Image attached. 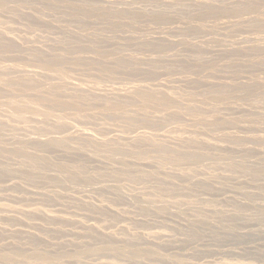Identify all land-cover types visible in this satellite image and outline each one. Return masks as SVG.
Masks as SVG:
<instances>
[{"label": "rangeland", "instance_id": "374dc122", "mask_svg": "<svg viewBox=\"0 0 264 264\" xmlns=\"http://www.w3.org/2000/svg\"><path fill=\"white\" fill-rule=\"evenodd\" d=\"M0 7V264H264V0Z\"/></svg>", "mask_w": 264, "mask_h": 264}, {"label": "bare ground", "instance_id": "6f19581e", "mask_svg": "<svg viewBox=\"0 0 264 264\" xmlns=\"http://www.w3.org/2000/svg\"><path fill=\"white\" fill-rule=\"evenodd\" d=\"M37 3H38V2H37ZM187 5H188V4H187ZM2 6H3V5H2ZM3 7H4V6H3ZM0 8H2V7H0ZM18 9H19V8H18ZM3 10H4V9H3ZM22 11H23V10H22ZM17 12H18V11H17ZM243 12H244V11H243ZM23 13H24V12H23ZM19 14H20V13H19ZM44 14H45V13H44ZM17 15H18V14H17ZM22 15H23V14H22ZM29 15H30V13H29ZM47 15H48V14H47ZM230 16H231V15H230ZM20 17H22V16H20ZM37 17H38V16H37ZM29 18H30V17H29ZM39 18H40V17H39ZM53 18H54V17H53ZM57 20H58V19H57ZM69 22H70V21H69ZM81 22H82V21H81ZM81 22H80V23H81ZM47 23H48V22H47ZM78 23H79V22H78ZM256 23H257V22H256ZM257 25H258V24H257ZM260 25H261V24H260ZM55 26H56V25H55ZM68 27H69V26H68ZM226 27H227V26H226ZM224 28H225V27H224ZM178 29H179V28H178ZM169 33H170V32H169ZM91 34H92V33H91ZM67 35H68V34H67ZM67 35H66V36H67ZM81 35H82V34H81ZM62 37H63V36H62ZM130 38H131V37H130ZM167 39H168V38H167ZM241 39H242V38H241ZM258 39H259V38H258ZM7 40H8V39H7ZM12 40H14V39H11V41H12ZM62 40H63V39H62ZM66 40H67V39H66ZM68 40H69V39H68ZM90 40H91V39H90ZM246 40H247V39H246ZM5 41H6V39H5ZM8 41L10 42V40H8ZM134 41H135V40H134ZM249 41H250V40H249ZM9 42H8V43H9ZM13 42H15V40H14ZM144 42H145V41H144ZM75 43H76V42H75ZM137 43H138V42H137ZM148 43H149V42H148ZM9 44H11V43H9ZM131 44H132V43H131ZM135 44H136V43H135ZM142 44H143V43H142ZM146 44H147V43H146ZM6 45H8V44H6ZM119 45H120V44H119ZM127 45H128V44H127ZM161 45H162V44H161ZM8 46H9V45H8ZM8 46H7V47H8ZM83 46H84V45H83ZM136 46H137V45H136ZM150 46H151V45H150ZM1 47H2V46H1ZM77 47H78V46H77ZM79 47H80V46H79ZM4 48H5V47H3L2 50H4ZM11 48H12L13 50H15V48L12 47V44H11ZM254 49H255V48H254ZM115 50H116V49H115ZM185 50H186V49H185ZM6 51H7V50H6ZM197 51H199V50H197ZM200 51H201V50H200ZM234 51H235V50H234ZM114 52H115V51H114ZM149 52H150V50H149ZM251 52H252V51H251ZM231 53H232V52H231ZM219 54H220V53H219ZM254 54H255V53H254ZM30 55H31V54H30ZM117 55H118V54H117ZM32 56H33V55H32ZM56 56H58V54H57ZM60 56H61V55H60ZM80 56H82V55H80ZM64 57H66V56H64ZM104 57H105V56H104ZM119 57H120V56H119ZM180 57H181V56H180ZM60 58H61V57H60ZM95 59H96V58H95ZM115 59H116V58H115ZM161 59H162V58H161ZM169 59H170V58H169ZM82 60H83V59H82ZM92 60H93V59H92ZM113 60H114V59H113ZM136 60H137V59H136ZM154 60H155V58H154ZM164 60H165V59H164ZM105 61H106V60H105ZM172 61H173V60H172ZM174 61H175V60H174ZM106 62H107V61H106ZM123 62H124V61H123ZM155 62H156V61H155ZM163 62H164V61H163ZM166 62H167V61H166ZM134 63H135V62H134ZM144 63H145V62H144ZM175 63H176V62H175ZM125 64H127V63H125ZM146 64H147V63H146ZM148 64H149V63H148ZM5 65H6V64H5ZM5 65H4V66H5ZM19 65H20V64H19ZM118 65H119V64H118ZM165 65H166V64H165ZM22 66H23V65H22ZM51 66H52V65H51ZM119 66H120V65H119ZM189 66H190V65H189ZM12 67H13V66H12ZM18 67H20V66H17V68H18ZM23 67H24V66H23ZM45 67H46V66H45ZM52 67H54V69L57 68V67H55L54 65H53ZM168 67H169V65H168ZM156 68H157V67H156ZM202 68H203V67H202ZM52 69H53V68H52ZM52 69H51V70H52ZM189 69H191V68H189ZM204 69H205V68H204ZM4 70H5V68H4ZM6 70H8V69H6ZM17 70H18V69H17ZM57 70L59 71L60 69H57ZM61 71H62V70H61ZM61 71H60V74L62 73ZM201 71H203V70H201ZM0 72L2 73V71H0ZM54 72H56V71H54ZM145 72H146V71H145ZM4 73H5V72H4ZM181 75H182V74H181ZM63 77H64V76H63ZM66 77H67V76H66ZM66 77H65V78H66ZM183 77H184V76H183ZM27 78H28V77H27ZM31 78H32V77H31ZM61 78H62V77H61ZM67 78H68V77H67ZM69 78H70V77H69ZM32 79H33V78H32ZM5 80H6V79H5ZM18 80H20V79H18ZM66 80H67V79H66ZM14 81H15V80H14ZM22 81H23V80H20L19 83L21 84ZM83 81H84V80H83ZM93 81H94V80H93ZM4 82H5V81H4ZM15 82H17V81H15ZM24 82H25V80H24ZM33 82H34V81H33ZM100 82H101V81H100ZM195 82H196V80H195ZM1 83H2V82H1ZM19 83H18V84H19ZM79 83H80V82H79ZM2 84H4V83H2ZM22 84H23V83H22ZM22 84H21V85H22ZM30 84H31V83H30ZM80 84H81V83H80ZM86 84H87V83H86ZM229 84H230V83H229ZM26 85H27V84H26ZM28 85H29V84H28ZM93 85H94V84H93ZM205 85H206V84H205ZM207 85H208V84H207ZM1 86H2V85H1ZM67 86H68V85H67ZM63 87H64V86H63ZM216 87H217V86H216ZM222 87H224V86H222ZM33 89H34V88H33ZM57 89L60 90L59 88H57ZM80 89H81V88H80ZM80 89H78V90H80ZM108 89H109V88H108ZM135 89L137 90V88H135ZM64 90H66V89H64ZM60 91H61V90H60ZM67 91H68V90H67ZM76 91H77V90H76ZM85 91H86V90H85ZM133 91H134V90H133ZM158 92H159V91H158ZM8 93H9V92H8ZM79 93H80V92H79ZM118 93H119V92H118ZM220 93H221V92H220ZM82 94L85 95V93H82ZM82 94H80V95H82ZM86 94H87V93H86ZM125 94H126V93H125ZM131 94H132V93H131ZM158 94H159V93H158ZM6 95H7V94H6ZM84 95L82 96V98H88V97H86V96H89V95H85V97H84ZM121 95H122V94H121ZM129 95H130V94H129ZM167 95H169V94H167ZM12 96H13V95H12ZM114 96H115V95H114ZM130 96H131V95H130ZM171 96H172V95H171ZM171 96H169V97H171ZM39 97H40V96H39ZM52 97H53V96H52ZM41 98H42V97H41ZM47 98H49V97H46V99H47ZM56 98H57V97H56ZM163 98H164V97H163ZM171 98H172V97H171ZM171 98H170V99H171ZM211 98H212V97H211ZM31 99H32V98H31ZM46 99H43V101H44V100L46 101ZM52 99H53V98H52ZM52 99H51V100H52ZM54 99H55V98H54ZM172 99H173V98H172ZM28 100H29V98H28ZM37 100H41V99H37ZM51 100H50V98H49L48 102H50ZM175 100H176V99H175ZM192 100H193V99H192ZM1 101H4V100H1ZM45 101H44L43 104H46ZM66 101H67V105H68V104H69V101H68L67 99H66ZM169 101H170V102H171V101H174V99H173V100H168V101L166 102L168 105L170 104V103H168ZM176 101H177V100H176ZM5 102H6V101H5ZM5 102H3V105H4ZM48 102H47V103H48ZM52 102H53V100H52ZM55 102H56V100H55ZM63 102H64V105L60 104V103H62V102H58V99H57V103H58L59 105L66 106V105H65V100H64ZM164 102H165V101H164ZM177 102H178V101H177ZM181 102H182V101H180V103H181ZM23 103H24V102H23ZM39 103H42V100H41V102L39 101ZM174 103H175V101L173 102V104H174ZM206 103H208V102H206ZM0 104H1V102H0ZM15 104H16V103H15ZM43 104H42V106H44V108H45L46 105H43ZM53 104H54V103H53ZM53 104L48 103V105H50V106H51V105L53 106ZM171 104H172V102H171ZM171 104H170L169 106H172V107H173V104H172V105H171ZM175 104H176V103H175ZM9 105H10V103H9ZM19 105H20V104H19ZM19 105L17 104V110H16V112H17V111L19 112V110L22 109V108H21L22 106L20 107ZM22 105H24V104H22ZM55 105H56V103H55ZM55 105H54V106H55ZM168 105H167V106H168ZM195 105H196V104H195ZM195 105H194V106H195ZM18 106H19V107H18ZM24 106H25V105H24ZM31 106H32V105H31ZM31 106L29 107L30 109H32ZM37 106H39V105H37ZM13 107L16 109V106H15V105H14ZM40 107H41V106H40ZM18 108H20V109L18 110ZM25 108H27V107L25 106L24 109H25ZM33 108H35V107H33ZM44 108H43V109H44ZM185 108H186V107H185ZM27 109H28V108H27ZM30 109H29V110H30ZM50 109H51V108H50ZM50 109H49V110H50ZM141 109H142V108H141ZM191 109H192V108H191ZM191 109H190V110H191ZM213 109H214V108H213ZM225 109H227V108H225ZM234 109H235V108H234ZM2 110H3V109H2ZM5 110H6V109H5ZM29 110H28V111H29ZM36 110H37V108H36L35 111H34L35 113H40L39 110L41 111V109L37 110V112H36ZM114 110H115V109H114ZM121 110H122V108H121ZM188 110H189V109H188ZM193 110H194V109H193ZM214 110H215V109H214ZM230 110H231V109H230ZM23 111H24V110H23ZM30 111H31V110H30ZM131 111H132V110H131ZM135 111H136V110H135ZM194 111H195V110H194ZM194 111H193V112H194ZM207 111H208V110H207ZM2 112H3V111H2ZM14 112H15V111H14ZM26 112H27V110H26ZM62 112H63V111H62ZM66 112H67V111H66ZM66 112H65V114H66ZM123 112H124V111H123ZM127 112H128V110H127ZM146 112H147V110L145 111V113H146ZM173 112H174V111H173ZM195 112H196V111H195ZM35 113H34V114H35ZM43 113H44V111H43ZM46 113H47V112H46ZM63 113H64V112H63ZM68 113H69V111H68ZM70 113H71V112H70ZM116 113H117V112H116ZM132 113L134 114V112H132ZM135 113H136V112H135ZM138 113H139V112H138ZM142 113H143V112H142ZM145 113H144V114H145ZM9 114H10V113H9ZM24 114H25V112L23 113V115H24ZM26 114H27V113H26ZM47 114H50V113L48 112ZM74 114H75V113H74ZM77 114H78V113H77ZM126 114H127V113H126ZM149 114H150V113H149ZM168 114H169V113H168ZM174 114H175V112H174ZM39 115H40V114H39ZM54 115H55V114H54ZM84 115H85V114H84ZM88 115L92 116L91 114H88ZM123 115H124V114H123ZM128 115H129V114H128ZM145 115H146V114H145ZM145 115H144V116H145ZM155 115H156V114H155ZM175 115H176V114H175ZM192 115H193V113H192ZM196 115H197V114H196ZM5 116H6V115H5ZM18 116H19V114H18ZM20 116H21V115H20ZM51 116H52V115H51ZM131 116H132V115H131ZM137 116H138V115H137ZM140 116H141V114H140ZM147 116H148V115H147ZM164 116H165V115H164ZM21 117H22V116H21ZM23 117H24V116H23ZM23 117H22V119H23ZM46 117H47V116H46ZM67 117H68V116H67ZM81 117H82V116H81ZM170 117H171V116H170ZM174 117H175V116H174ZM176 117H177V116H176ZM5 118H6V117H5ZM16 118H17V116H16ZM25 118L27 119L28 116L25 117ZM30 118H31V117H30ZM30 118H29V120H30ZM59 118H60V117H59ZM125 118H128V117H125ZM132 118H133V117H132ZM160 118H161V116H160ZM9 119H10V118H9ZM9 119H8V120H9ZM68 119H69V118H68ZM130 119H131V118H130ZM135 119H137V117H134V121H135ZM147 119H148V118H147ZM155 119H156V118H155ZM171 119H172V118H171ZM0 120H1V119H0ZM15 120H16V119H15ZM17 120H19V119H17ZM32 120H33V119H32ZM43 120H44V119H43ZM46 120H48V119H46ZM131 120H132V119H131ZM22 121H23V120H22ZM48 121H49V120H48ZM48 121H47V122H48ZM66 121H67V120H66ZM137 121H138V120H137ZM155 121H157V120H155ZM162 121H163V120H162ZM189 121H190V120H189ZM199 121H200V120H199ZM199 121H198V122H199ZM205 121H206V120H205ZM221 121H222V120H221ZM257 121H258V120H257ZM26 122H27V121H26ZM26 122H25V123H26ZM34 122H35V121H34ZM37 122H41V121H38V120H37ZM42 122H43V121H42ZM54 122H55V121H54ZM225 122H226V121H225ZM51 123H53V121H52ZM55 123H56V122H55ZM59 123H60V122H59ZM61 123H62V121H61ZM131 123H132V122H131ZM133 123H134V122H133ZM7 124H8V123H7ZM39 124H40V123H39ZM47 124H48V123H47ZM47 124H46V125H47ZM194 124H195V123H194ZM199 124H200V123H199ZM0 125H1V124H0ZM24 125H25V124H24ZM28 125H29V123H28ZM46 125H44V126H46ZM50 125H51V124H50ZM53 125H54V124H53ZM63 125L66 127L65 124H63ZM67 125L69 126L70 124H67ZM127 125H128V124H127ZM55 126H56V125H55ZM57 126H60V125L58 124ZM2 127H3V126H2ZM39 127H40V126H39ZM49 127H51V126H49ZM227 127H228V126H227ZM45 128H46V127H45ZM45 128H44V129H45ZM47 128H48V127H47ZM54 128H55V127H54ZM60 128H61V127H60ZM244 128H245V127H244ZM49 129H50V128H49ZM241 129H242V128H241ZM12 130H13V129H12ZM56 130H57V128H56ZM246 130H247V129H246ZM248 130H249V129H248ZM41 131H42V130H41ZM39 132H40V131H39ZM50 132H51V131H49V133H50ZM53 132L56 133L55 131H53ZM36 133H38V132L36 131ZM40 133H41V132H40ZM51 133H52V132H51ZM41 134H42V133H41ZM5 135H6V134H5ZM146 135H147V134H146ZM148 136H149V135H148ZM148 136H146V138H147ZM191 136H192V135H191ZM191 136H190V137H191ZM76 137H77V136H75V139H76ZM137 138H138V137H137ZM140 138H141V136H140ZM140 138H138V139L140 140ZM142 138H143V137H142ZM146 138H145V139L143 138V140L146 141ZM186 138H187V137H186ZM68 139H69V138H68ZM72 139H73V138H72ZM131 139H133V138H131ZM138 139H137V141H138ZM149 139H150V138H149ZM151 139H152V138H151ZM70 140H71V138H70ZM135 140H136V139H135ZM182 140H183V139H182ZM203 140H204V139H203ZM210 140H211V139H210ZM250 140H251V139H250ZM39 141H40V140H39ZM102 141L104 142V140H102ZM132 141L134 142V139H133ZM137 141H136V142H137ZM144 141H143L142 143H144ZM149 141H150V140H149ZM149 141L147 140V142H149ZM100 142H101V141H100ZM105 142H106V141H105ZM105 142H104V144H105ZM110 142H111V141H110ZM110 142H109L108 145H110ZM140 142H141V141H140ZM174 142H175V141H174ZM179 142H180V141H179ZM179 142H178V144H179ZM185 142H186V141H185ZM202 142H203V141H201V143H202ZM131 143H132V142H131ZM137 143H138V142H137ZM155 143L157 144V142H155ZM205 143H206V142H205ZM65 144H66V143H65ZM114 144H115V143H114ZM140 144H141V143H140ZM231 144H232V143H231ZM133 145H134V143H133ZM133 145H130V146H133ZM136 145H137V144H136ZM151 145H155V144H154V143H153V144L151 143ZM161 145L163 146V144L161 143L159 147H161ZM194 145H195V144H194ZM204 145H205V144H204ZM113 146H114V145H113ZM146 146H147V145H146ZM148 146H149V144H148ZM155 146H158V145H155ZM155 146H154V147H155ZM220 146H221V145H220ZM203 147H205V146H203ZM203 147H202V148H203ZM223 147H224V146H223ZM109 148H110V147H109ZM116 148H117V147H116ZM157 148H158V147H157ZM175 148H176V146H174L173 149H175ZM177 148H178V146H177ZM220 148H221V147H220ZM239 148H240V147H239ZM55 149H56V148H55ZM111 149H113V147H112ZM162 149H163V148H162ZM162 149H161V151H162ZM173 149H171L172 151H170V150L168 149L169 151H167V152H168V153L173 152ZM183 149H184V147H183ZM203 149H205V148H203ZM216 149H217V148H216ZM246 149H247V148H246ZM248 149H249V148H248ZM59 150H60V149H59ZM96 150H97V149H96ZM99 150H101V149H99ZM102 150H103V149H102ZM154 150H155V149H154ZM163 150L165 151V154H167L166 149H163ZM186 150H187V149H186ZM197 150H198V149H197ZM220 150H221V149H220ZM249 150H250V149H249ZM16 151H17V150H16ZM63 151H64V150H63ZM94 151H95V149H94ZM103 151H104V150H103ZM159 151H160V150H159ZM161 151H160V152H161ZM178 151H179V150H178ZM178 151H175V153H174L175 155L172 154V156H176V153H179V152H180V151H179V152H178ZM230 151H231V150H230ZM18 152H19V151H18ZM193 152H194V151H193ZM118 153H119V151H118ZM162 153H163V152H162ZM188 153H189V152H188ZM75 154H76V153H75ZM79 154H80V153H79ZM184 154H185V153H184ZM198 154H199V153H198ZM208 154H209V153H208ZM71 155H72V154H71ZM167 155H168V154H167ZM167 155H166V159H167ZM200 155H201V154H200ZM123 156H124V155H123ZM170 156H171V154H170ZM172 156H171V157H172ZM178 156H181V153H180V155H178ZM210 156H211V155H210ZM15 157H16V156H15ZM181 157H183V156H181ZM181 157H179L178 162L181 161ZM24 158H25V157H24ZM105 158H106V157H105ZM168 158H169V157H168ZM175 158H176V157H175ZM177 158H178V157H177ZM185 158H186V157H185ZM193 158H194V157H192V159H193ZM195 158H196V157H195ZM199 158H201V157H199ZM211 158H212V157H211ZM28 159H30V158H28ZM28 159H26V160H28ZM34 159H35V157H34ZM36 159H37V158H36ZM169 159H170V158H169ZM171 159H172V158H171ZM171 159H170V160H171ZM189 159H190V158H189ZM203 159H204V158H203ZM205 159H206V158H205ZM142 160H143V159H142ZM170 160H169V162H170ZM200 160H201V159H200ZM31 161H32V160H31ZM34 161H35V160H34ZM38 161H39V159H38ZM175 161H176V160H175ZM175 161L172 162V160H171L172 163H174ZM183 161H185V160L183 159ZM183 161H181V162H179V163L182 164ZM156 162H157V161H156ZM156 162H155V163H156ZM176 162H177V161H176ZM26 163H28V162H26ZM30 163H31V162H30ZM35 163H36V162H35ZM179 163H178V164H179ZM33 164H34V162H33ZM144 164H145V163H144ZM148 164H149V163H148ZM176 164H177V163H176ZM176 164H174V165H176ZM224 164H225V163H224ZM27 165H28V164H27ZM179 165H180V164H179ZM182 165H183V164H182ZM180 166H181V165H180ZM185 166H186V165H185ZM156 167H157V166H156ZM169 167H170V166H169ZM158 168H160V167L158 166ZM164 168H165V167H164ZM174 168H175V167H174ZM125 169H126V168H125ZM169 169H170V168H169ZM171 169H172V168H171ZM246 169H247V168H246ZM0 170H1V169H0ZM186 170H187V169H186ZM165 171H166V170H165ZM175 171H177V170H175ZM179 171H180V170H179ZM179 171H177V172H179ZM184 171H185V170H184ZM188 171H191V170L188 169ZM192 171H193V170H192ZM3 172H4V171H3ZM5 172H6V171H5ZM104 172H105V171H104ZM121 172H123V171L121 170ZM124 172H126V170H125ZM180 172H181V171H180ZM1 173H2V172H1ZM25 173H26V171H25ZM29 173H31V172H29ZM15 174H16V173H15ZM26 174H28V173H26ZM104 174H105V173H104ZM104 174H103V175H104ZM106 174L110 175L111 172H110V174H109V173H106ZM106 174H105V175H106ZM121 174H122V173H121ZM137 174H138V173H137ZM149 174H150V173H149ZM149 174H148V175H149ZM164 174H166V173H164ZM182 174H184V173L182 172ZM185 174H187V173H185ZM185 174H184V175H185ZM190 174H191V173H190ZM37 175H38V174H37ZM105 175H104V177H105ZM112 175H113V174H112ZM112 175H111V177H113ZM114 175H115V174H114ZM146 175H147V174H146ZM180 175H181V174H180ZM188 175H189V173H188ZM193 175H194V174H193ZM193 175H192V176H193ZM16 176H18V175H16ZM101 176H102V175H101ZM141 176H142V175H141ZM19 177H20V176H19ZM106 177H107V176H106ZM114 177H116V176H114ZM137 177H138V176H137ZM194 177H195V176H194ZM131 178H132V177H131ZM134 178H135V176H134ZM184 178H185V177H184ZM189 178H190V177H189ZM19 179H20V178H19ZM194 180H195V179H194ZM200 180L202 181V179H200ZM166 181H167V180H166ZM203 181H204V180H203ZM197 183H198V181H197ZM205 183H206V182H205ZM14 184H15V183H14ZM16 184H17V183H16ZM16 184H15V185H16ZM171 184H172V183H171ZM206 184H207V183H206ZM167 185H168V184H167ZM203 185H204V183H203ZM163 186H164V185H163ZM163 186H162V187H163ZM169 186H170V185H169ZM169 186H168V187H169ZM206 186H207V185H206ZM209 186H211V185H209ZM17 187H18V186H17ZM164 188H165V187H164ZM239 188H240V187H239ZM184 189H185V185H184ZM210 189H211V188H210ZM217 189H219V188H217ZM221 190H222V189H221ZM224 190H225V189H224ZM180 191H181V190H180ZM222 191H223V190H222ZM52 192H53V191H52ZM58 192H59V191H58ZM217 192H218V191H217ZM220 192H221V191H220ZM230 192H231V191H230ZM223 193H224V192H223ZM54 194H55V193H54ZM249 194H250V193H249ZM229 196H230V195H229ZM229 196H228V197H229ZM49 197H50V196H49ZM226 197H227V196H226ZM228 197H227V198H228ZM232 197H233V196H232ZM232 197L230 196L229 199L232 198ZM165 202H166V201H165ZM171 203H173V202H171ZM241 205H242V204H241ZM251 205H253V204H251ZM259 205H260V204H259ZM34 211H35V210H34ZM107 211H108V210H107ZM37 212H39V211L37 210ZM111 212H112V211H111ZM42 214H43V213H42ZM111 214H112V213H111ZM114 214H115V213H114ZM40 215H41V214H40ZM54 217H55V216H53V217H51V218L54 219ZM47 218H49V217H47ZM56 218H58V217H56ZM59 218H60V217H59ZM59 218L57 219L58 221H59ZM61 218H62V217H61ZM49 219H50V218H49ZM52 219H51V220H52ZM62 219H63V218H62ZM54 220H55V219H54ZM61 221H62V220H61ZM63 221H64V220H63ZM59 222H60V221H59ZM86 228H87V227H86ZM89 228H90V227H89ZM56 229H57V228H55V230H56ZM61 230H62V229H61ZM90 230H91V228H90ZM58 231H59V229H58ZM95 231H96V230H95ZM12 232H13V231H12ZM19 232H20V231H19ZM91 232H92V231H91ZM13 233H14V232H13ZM16 233H18V231H17ZM20 233H21V232H20ZM93 234H94V233H93ZM23 235H29L30 237L33 236V235L28 234V233H27V234L25 233V234H23ZM102 235H103V233H102ZM104 235H105V234H104ZM34 236H35V235H34ZM36 236H37V235H36ZM145 236H146V235H145ZM149 236H150V235H149ZM149 236H148V237H149ZM25 237H26V236H25ZM42 239H43V238H42ZM192 253H193V252H192ZM181 254H182V253H181ZM1 255H2V254H1ZM189 255H190V254H189ZM179 256H180V253H179ZM182 257H183V256H182ZM171 258H172V257H171ZM178 258H179V257H178ZM165 259H166V258H165ZM163 260H164V259H163ZM170 260L172 261V259H170ZM166 261H167V260H166ZM167 262H168V261H167ZM172 263H173V262H172Z\"/></svg>", "mask_w": 264, "mask_h": 264}]
</instances>
